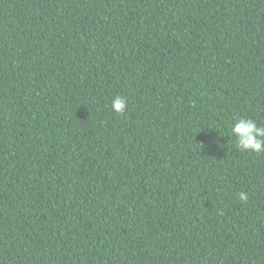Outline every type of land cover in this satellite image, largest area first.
Returning <instances> with one entry per match:
<instances>
[{
  "label": "trees",
  "instance_id": "1",
  "mask_svg": "<svg viewBox=\"0 0 264 264\" xmlns=\"http://www.w3.org/2000/svg\"><path fill=\"white\" fill-rule=\"evenodd\" d=\"M235 117L264 125V0H0V264H264Z\"/></svg>",
  "mask_w": 264,
  "mask_h": 264
},
{
  "label": "clouds",
  "instance_id": "2",
  "mask_svg": "<svg viewBox=\"0 0 264 264\" xmlns=\"http://www.w3.org/2000/svg\"><path fill=\"white\" fill-rule=\"evenodd\" d=\"M111 109L118 115L126 114L128 110L127 99L121 95L113 97ZM230 132L235 138V146L239 151L247 153H264V125L245 117H235L230 125ZM241 202L246 203L248 196L241 191L237 194Z\"/></svg>",
  "mask_w": 264,
  "mask_h": 264
}]
</instances>
